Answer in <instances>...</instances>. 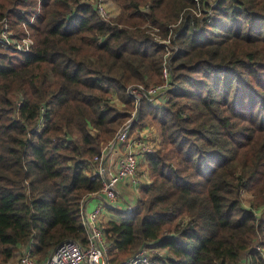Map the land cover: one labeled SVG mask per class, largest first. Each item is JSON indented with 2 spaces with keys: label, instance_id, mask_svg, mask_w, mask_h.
<instances>
[{
  "label": "trees",
  "instance_id": "trees-1",
  "mask_svg": "<svg viewBox=\"0 0 264 264\" xmlns=\"http://www.w3.org/2000/svg\"><path fill=\"white\" fill-rule=\"evenodd\" d=\"M97 1L0 0L33 42L0 48V263L85 242L81 207L101 187L85 166L135 111L131 130L151 121L160 141L151 183L102 225L107 264L144 246L165 250L157 264H264V0H102L107 20ZM180 16L172 88L136 105L127 88L158 83L163 64L148 30L166 38Z\"/></svg>",
  "mask_w": 264,
  "mask_h": 264
},
{
  "label": "built area",
  "instance_id": "built-area-1",
  "mask_svg": "<svg viewBox=\"0 0 264 264\" xmlns=\"http://www.w3.org/2000/svg\"><path fill=\"white\" fill-rule=\"evenodd\" d=\"M197 7H203L204 4L212 5L214 0H193ZM97 13L101 18L107 20L111 14L107 6L102 0H98L96 4ZM192 14L196 17L201 16V10L192 9ZM210 14V9L207 11ZM34 16L30 18L28 24H31ZM181 16L176 23L169 26V33L166 38H160L155 35L157 29L152 30L155 40L159 45L164 47L163 64L160 70V80L158 83L144 87L142 85L129 86L127 92L131 95L136 105L140 98L145 97L151 103L162 102L163 96L172 88V80L170 75V58L176 47L173 45L175 35L174 27L180 22ZM32 38L28 31L27 25H22V32L16 34L11 28L6 17L0 18V48L11 52H27L32 47ZM135 111L132 112L131 118L127 120L117 131L113 139L108 141L102 148L100 154L95 156L91 162L85 166L90 170L93 177L100 180V190L92 195H101L105 198L106 203L112 209L120 207L118 205V186L123 181H128L134 189L141 186L138 165L141 158L145 154L152 152L154 147L152 143L143 138V134L139 132L138 136L131 134L132 118ZM154 147V148H153ZM115 156L114 170L105 167L107 157ZM141 184V185H140ZM87 197V198H88ZM134 205L131 202H125L120 210L130 212ZM101 206H97L87 212L82 206L81 222L85 232V242L80 243L73 240H65L58 244L44 260H38L28 250H24L7 262L0 264H107L106 254L110 248L104 236L101 220ZM255 251L264 260V243L261 240L254 246ZM165 250L156 246H144L136 251L123 264H157L154 259L162 257ZM245 264H248L245 261Z\"/></svg>",
  "mask_w": 264,
  "mask_h": 264
},
{
  "label": "rangeland",
  "instance_id": "rangeland-1",
  "mask_svg": "<svg viewBox=\"0 0 264 264\" xmlns=\"http://www.w3.org/2000/svg\"><path fill=\"white\" fill-rule=\"evenodd\" d=\"M110 11H112L111 10V8H110ZM116 12V10H113V14ZM111 13V12H110ZM111 13V14H112ZM152 30L153 29H150V30H148V32L149 33H152ZM156 35H157V33H155ZM158 36V35H157ZM165 97H166V94H165ZM163 101V100H162ZM109 103L111 104V105H113V106H115V107H118V108H121V106H120V103L118 102V100H117V98L115 97V95L114 94H112V96L110 97V100H109ZM133 120V119H132ZM140 130H143V132L144 133H142L143 134V138H145L148 142H150V143H152L153 144V146L155 147L156 146V148L158 147V143H159V131H158V129H157V126H156V124L155 123H153V122H151V121H148L144 126H142V127H140V128H135V129H133L132 128V130H131V134H132V137L133 136H138L139 135V132H140ZM153 147V148H154ZM155 148V149H156ZM154 151V150H153ZM138 168H139V173H138V175L140 176V183L142 184H140L141 186H139V187H136V189H134L133 188V191L135 192V197H134V199H131V200H135L136 201V199H137V197H138V195H139V190H140V188L142 187V186H145V185H147V184H150L151 183V178H150V176H149V171H148V166H147V162L145 161V156H144V158L143 159H141L140 160V163H139V165H138ZM123 183V182H122ZM127 183H128V181H127ZM134 195V194H133ZM243 200H242V203L244 204V206H248V204H250L251 203V198H250V195L248 194H246V193H244L243 195ZM89 198V197H88ZM88 198H85V200L86 199H88ZM117 199L119 200L120 198H119V195H117ZM85 200H84V202H85ZM84 202H83V204H82V206L84 207ZM132 202V201H131ZM132 204L133 205H135V203L134 202H132ZM82 208V207H81ZM101 209H102V207H101ZM110 210V209H109ZM106 222L104 221V222H102V225L103 224H105ZM19 254V253H18ZM18 254H16V255H18ZM17 257V256H16ZM36 258L38 259V260H44L45 258H42V257H40V256H36Z\"/></svg>",
  "mask_w": 264,
  "mask_h": 264
},
{
  "label": "crops",
  "instance_id": "crops-1",
  "mask_svg": "<svg viewBox=\"0 0 264 264\" xmlns=\"http://www.w3.org/2000/svg\"><path fill=\"white\" fill-rule=\"evenodd\" d=\"M140 133H144L143 130H140ZM144 158V157H143ZM141 158V159H143ZM105 167L110 168L109 170H114L115 167V156L114 155H110L107 157L106 162H105ZM134 194V195H133ZM118 195H119V201H118V205H120V207H122V205L125 202H134L135 200H131L134 199L135 197V192L133 191V188L130 186L129 183H127V181H123V183H121L118 186ZM131 202V203H132ZM97 206H101V220L102 222H107L109 220H119L118 215L115 213L116 211H122L120 210V207L116 209H112L111 207H109L106 203V200L103 196L101 195H92L90 196L88 199L85 200L84 202V210L89 212L92 209H94ZM110 209V210H109ZM124 212V211H123Z\"/></svg>",
  "mask_w": 264,
  "mask_h": 264
}]
</instances>
